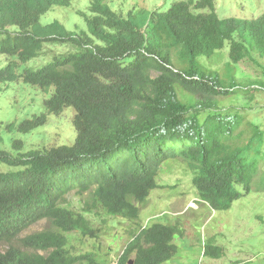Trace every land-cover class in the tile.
<instances>
[{
    "label": "trees",
    "instance_id": "obj_1",
    "mask_svg": "<svg viewBox=\"0 0 264 264\" xmlns=\"http://www.w3.org/2000/svg\"><path fill=\"white\" fill-rule=\"evenodd\" d=\"M71 0H0V85L21 79L46 93L44 112L10 123L26 134L72 108L71 144L0 147V241L13 242L47 218L58 231H40L0 251V264H102L93 251L76 253L64 235L95 237L85 212L65 207L70 191L89 194L109 215L139 217L163 162L179 158L198 197L226 210L251 189L264 192V129L244 108L223 110L220 99L242 93L250 101L261 83L239 82L234 65L251 52L264 58V11L246 19L220 18L214 0H179L167 9H127L91 0L81 11L85 29L41 17ZM68 45L42 66H26L44 44ZM228 45L222 77L200 61ZM1 57L4 58L2 63ZM255 84V85H253ZM244 86H248L245 89ZM175 225L152 223L131 232L117 264H173ZM42 250L45 253H38ZM220 246L203 254L220 258Z\"/></svg>",
    "mask_w": 264,
    "mask_h": 264
},
{
    "label": "rangeland",
    "instance_id": "obj_2",
    "mask_svg": "<svg viewBox=\"0 0 264 264\" xmlns=\"http://www.w3.org/2000/svg\"><path fill=\"white\" fill-rule=\"evenodd\" d=\"M91 0H72L66 8H54L41 17V22L62 21L66 27L85 29L81 11L88 13ZM114 10L123 14L128 8L152 10L164 4L168 8L176 0H105ZM219 17L255 18L264 11V0H215ZM71 49L68 45H44L41 55L27 62L26 66L36 69L53 57L54 54ZM202 64L217 71L222 77L229 62L228 45L215 51L210 57H201ZM234 77L248 84L260 82L261 89L254 93V99L238 93L220 99L223 110L244 108L248 119L258 123L264 129V58L251 52L246 58L234 65ZM255 85V84H253ZM248 89V86H244ZM48 97L22 80L0 85V147L10 148L13 139L23 141L25 148H42L50 145L71 144L75 138L72 124L73 109L66 108L60 115H49L45 125L22 134L16 130L9 132L11 122L18 124L32 115L44 111L43 100ZM264 151V144H263ZM260 172L264 171V152ZM12 168L0 163V172ZM192 173L179 158L170 159L161 165L156 180L161 185L150 194L139 211V225L153 221L178 223L183 230L174 236L176 253L169 260L173 264H264V192L251 189L247 194L234 200L226 210H212L203 203L191 184ZM89 200L93 208L85 216L94 230L95 237L84 236L79 231L66 233L69 247L76 253L96 252L102 264H111L117 258L128 239L129 230L136 223L116 216H109L89 194L69 192L63 205L74 212H83L85 201ZM195 201L194 205H190ZM164 213L163 216L161 214ZM53 229L51 223L42 219L31 225L15 239L13 245H21V238L41 230ZM213 244L223 249L220 258H210L203 254V246ZM9 244L0 242V250ZM38 253H44L37 251Z\"/></svg>",
    "mask_w": 264,
    "mask_h": 264
},
{
    "label": "clouds",
    "instance_id": "obj_3",
    "mask_svg": "<svg viewBox=\"0 0 264 264\" xmlns=\"http://www.w3.org/2000/svg\"><path fill=\"white\" fill-rule=\"evenodd\" d=\"M176 1H179V0H176ZM176 1H173L172 3H174V2H176ZM71 2H72V0H71ZM172 3H170V4H172ZM71 4V3H70ZM214 4H215V0H214ZM66 7H68V6H66ZM66 7H54V8H66ZM163 7H164V4L162 5V6H160L159 8H162L163 9ZM169 7V6H168ZM53 8V9H54ZM157 8V7H156ZM52 9V10H53ZM129 9H131V8H129ZM134 9H137V8H135L134 7ZM139 9V8H138ZM155 9V8H154ZM167 9V8H166ZM215 10H216V6H215ZM51 11V10H50ZM216 12H217V10H216ZM218 14V13H217ZM219 16V15H218ZM221 18V17H220ZM237 18V17H236ZM247 19V18H246ZM46 23H48V22H46ZM50 44V43H49ZM45 45V44H44ZM43 49H44V47H43ZM1 60H2V63L4 62V58H2L1 57ZM30 61V60H29ZM19 80H21V79H19ZM17 81V80H16ZM4 84V83H3ZM44 112V111H43ZM49 116V115H48ZM31 118V117H30ZM25 119H28V118H25ZM24 120V119H23ZM12 124L14 123L15 125H18V124H16L15 122H11ZM9 125V124H8ZM75 134H76V132H75ZM3 164V163H2ZM159 171V170H158ZM157 181V180H156ZM158 183V182H157ZM159 184V183H158ZM192 184V183H191ZM160 185V184H159ZM161 186V185H160ZM159 186V187H160ZM194 187V186H193ZM71 192V191H70ZM197 192V191H196ZM68 194V193H67ZM66 194V195H67ZM198 195V194H197ZM199 198V197H198ZM200 199V198H199ZM203 203H206V202H204L202 199H200ZM195 204V201H191V203H190V205H194ZM207 204V203H206ZM208 205V204H207ZM209 206V205H208ZM138 207H139V211H140V209H141V205H139L138 204ZM210 207V206H209ZM210 209H212L211 207H210ZM212 210H214V209H212ZM109 215V214H108ZM164 215V213H162L161 214V216H163ZM109 216H113V215H109ZM116 217H120V218H123V217H121V216H116ZM44 219H46V220H48L49 222H50V220L49 219H47V218H44ZM123 219H125V220H129V219H126V218H123ZM42 220V219H41ZM40 221V220H39ZM130 221V220H129ZM38 222V221H37ZM131 222H135L136 223V225H135V228L133 229V230H129V233H128V239H127V241L125 242V244H124V246H123V248H122V250H121V252L119 253V255H118V257L117 258H115V259H113L112 260V263L111 264H117V262H118V258L121 256V254L123 253V251H124V248H125V246H126V244L128 243V241H130V240H132V238H131V236H130V234H131V232L133 233V232H135V231H138L139 230V228H141V229H145V228H147V227H149L152 223H162V222H158V221H153V222H151L150 224H147L146 222L144 223V224H141V225H139V221H138V219H137V221H131ZM51 223V222H50ZM33 224H35V223H33ZM32 224V225H33ZM162 224H166V225H175V226H177V228H180L181 230H183L182 229V227H180V225L178 224V223H162ZM51 225H52V228L53 229H47V230H50V231H58L54 226H53V224L51 223ZM31 226V225H30ZM29 226V227H30ZM28 227V228H29ZM27 228V229H28ZM26 229V230H27ZM41 231H45V230H41ZM24 232V231H23ZM22 232V233H23ZM38 232H40V231H38ZM73 232V231H72ZM35 233V232H34ZM70 233V232H69ZM81 233V232H80ZM178 233H180V231H178L175 235H178ZM21 234V233H20ZM32 234V233H31ZM181 234V233H180ZM65 236H66V233L64 234ZM18 238V237H17ZM0 242H4V241H0ZM5 243H7V242H5ZM173 243H174V239H173ZM7 244H9L8 245V247L12 244L11 242H9V243H7ZM204 246H205V243H204ZM204 246H203V250H204ZM7 247V248H8ZM66 247L69 249V241H68V245H66ZM6 248V249H7ZM5 249V250H6ZM5 250H0V251H5ZM37 251H42V250H37ZM42 252H44V251H42ZM89 252V251H88ZM94 252V251H93ZM45 253V252H44ZM44 253H42V254H44ZM96 253V252H95ZM96 259L98 260V258H97V256H96ZM99 261V260H98ZM127 264H133V256H131L130 257V259L128 260V262H127Z\"/></svg>",
    "mask_w": 264,
    "mask_h": 264
}]
</instances>
